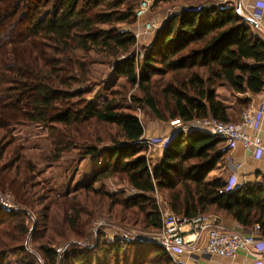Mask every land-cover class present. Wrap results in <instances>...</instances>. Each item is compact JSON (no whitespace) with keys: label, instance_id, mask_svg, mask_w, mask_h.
Wrapping results in <instances>:
<instances>
[{"label":"trees","instance_id":"trees-1","mask_svg":"<svg viewBox=\"0 0 264 264\" xmlns=\"http://www.w3.org/2000/svg\"><path fill=\"white\" fill-rule=\"evenodd\" d=\"M155 1L158 10L173 4L172 14L153 43L136 52L145 39L134 32L139 0H0V191L12 192L22 204L17 210L0 206V264H176L160 241L110 242L100 234L92 245L62 254L54 246L78 227L82 235L89 229L82 240L91 236L95 214L161 232L162 202L190 220L211 214L235 220L244 234L259 225L264 237L260 172L255 181L228 190L227 183L208 180L218 166L227 168L226 140L200 130L180 132L156 156L138 115L148 110L164 123L232 121L219 90L238 95L242 109L250 96L264 93V40L230 0ZM91 57L112 69L105 81L93 73ZM130 88L139 94L128 99ZM21 127L47 131L46 162L75 151L79 161L103 156L101 170L74 193L38 184L48 201L64 204L67 220L61 224L65 237L43 229L39 255L28 242L38 166L16 136ZM99 127L114 130L109 143L96 135ZM110 180L125 183L133 194L109 191ZM89 198L105 200L109 212L87 205ZM57 220L52 214L48 224Z\"/></svg>","mask_w":264,"mask_h":264},{"label":"rangeland","instance_id":"rangeland-1","mask_svg":"<svg viewBox=\"0 0 264 264\" xmlns=\"http://www.w3.org/2000/svg\"><path fill=\"white\" fill-rule=\"evenodd\" d=\"M215 1V0H213ZM218 1H228V0H218ZM233 3H237L236 0H230ZM155 1L154 3H156ZM198 2V1H196ZM181 2L175 3L180 4ZM33 1L29 5V11L31 12L33 9ZM187 5V4H184ZM154 7V4H153ZM152 7V10L149 14V20L153 23L154 29L148 30V34H146L145 39L141 40L139 43L138 48L136 49V52H141L143 50V46H150L157 34V32L160 30L161 26L167 21V18L172 14L170 9L173 7V4L167 6L165 10H158ZM178 10V9H177ZM28 11V10H27ZM145 20H143L144 22ZM144 27H141L142 31H145L142 29ZM139 31V30H138ZM19 50V49H18ZM17 50V51H18ZM80 57L83 58V54L80 53ZM91 67L94 69V74H99L101 77V80H104L107 78V76H111L112 69L110 67H106L105 65H101L97 62V59L94 57H91ZM95 91L99 90V86L94 87ZM130 91V94H128L129 98L131 99L132 95L139 94V90L137 88L134 89H128ZM221 94L229 97L228 92L221 91ZM126 103L132 104L130 100H125ZM235 99L231 101V103H234ZM134 103V102H133ZM236 103L239 105L238 98L236 100ZM139 117L144 123L145 129H157L161 130V126L170 125L171 122H160L158 121L155 116L148 110L139 111L138 112ZM151 125V126H150ZM98 126V125H94ZM185 128H182L178 130V132H190L191 130H184ZM96 132V135L104 136L105 142L109 143L111 141V136L114 135V130L105 128V127H99V129H93ZM172 130V129H171ZM15 133L17 138L22 143H26L29 147V155L30 157L35 161V163L38 166V172L36 174L37 179L35 183L37 184V189L35 190V194L33 196L36 198L35 204H34V213L32 214V224L30 225L33 234L28 237V242L31 243L32 248H34V253L39 255V252L37 250V245L39 244V240L44 237V231L43 229L48 228L49 231L53 232L55 236H63L65 237V232L62 228V222H65V218L63 217V212L65 206L62 202H52L48 201L46 197L43 195L42 188L38 185L39 183L43 184L45 187L52 191H58L62 194H71L74 193L75 189L78 187H82L83 185L88 184L93 176L98 173L103 165V156L102 157H91L84 159L82 161L77 160V154L78 152L75 151L72 154L64 157L60 162H46L43 158V154L49 151L50 149V143L46 140V134L47 131L42 127H21L16 128ZM166 134V133H165ZM168 134V133H167ZM161 144V143H160ZM227 171V168H225ZM224 169V170H225ZM223 170V171H224ZM211 175H214L212 172ZM222 176V172H221ZM101 185L98 183L96 184V188H100ZM128 186L125 183H120L119 180H110L107 184V189L111 192H115L121 189L127 190ZM129 194H133V190H127ZM14 201L15 204V210L21 208L22 204H20L19 200L14 196L12 192H1L0 191V199L1 200H7L11 202V198ZM85 203L89 205L90 207H94L96 210H102L104 213L109 212V204L105 200H101L99 198H89L84 199ZM1 206V205H0ZM163 212L164 214H172V211L168 209L165 204L162 202ZM53 214V217H56L58 220L56 224L51 223L48 224V219L51 218ZM97 215V216H96ZM175 215V214H174ZM207 216H217L222 218L220 215L211 214ZM206 216V217H207ZM94 219L90 220V235L87 236L86 239L82 240L83 237H85L88 234L89 229H85V234L82 235V232L84 229H81L80 227L77 228L75 235H70L69 238H60L54 243L55 248L59 250V252L62 254L66 251L72 250V249H80L82 247H87L92 245L93 239H96L97 236L100 234H104L108 240L111 242L115 240L116 238H130L132 240H146V241H156L157 237H160L159 231H146L141 230L138 227L132 226L127 223H119L109 215L106 214H95L92 216ZM68 219V218H67ZM67 223V222H66ZM30 224V222H29ZM71 225V223H69ZM89 228V227H88ZM186 230H188V227H186ZM35 235V237H34ZM37 240V243H35ZM37 244V245H36Z\"/></svg>","mask_w":264,"mask_h":264},{"label":"built area","instance_id":"built-area-1","mask_svg":"<svg viewBox=\"0 0 264 264\" xmlns=\"http://www.w3.org/2000/svg\"><path fill=\"white\" fill-rule=\"evenodd\" d=\"M154 2L155 0H139L136 11L137 23L134 27L138 40L144 38L148 30L154 29L153 23L149 20ZM255 9V18L264 28V0H256ZM141 27H144L145 31H142ZM250 98V104L242 109L240 116L230 122H222L212 117L192 124H184L181 120L171 122L174 133L182 128L194 129L226 140L228 153L225 161L227 169L232 174L227 182L228 190L239 186L242 179L245 164L238 159L240 145L246 153L264 154V130L258 126L264 120V99L262 95H253ZM168 137L169 134L160 136L161 145ZM146 144L151 150L155 148L154 145H159L149 138L146 139ZM259 172L264 178V160H260ZM10 200L11 202L0 199V205L4 209L15 210L14 201L12 198ZM163 220L164 227L156 241L164 245L176 264H189L191 259L198 264H212L208 260L213 258L233 260L242 257L246 261L256 263L264 260V237L259 225L255 226L251 233L244 234L227 230L222 224V219L217 216H200L190 220L173 213H165Z\"/></svg>","mask_w":264,"mask_h":264},{"label":"crops","instance_id":"crops-1","mask_svg":"<svg viewBox=\"0 0 264 264\" xmlns=\"http://www.w3.org/2000/svg\"><path fill=\"white\" fill-rule=\"evenodd\" d=\"M238 7L240 8V12L244 13L246 16L251 18L252 20L256 21V32L258 35L264 40V28L259 24L258 20L255 18L256 14V9H255V4L256 0H236ZM264 16V14H263ZM264 23V19H263ZM144 29V28H142ZM221 91H226L229 94V97H226L221 94ZM220 97L224 99V101L230 106V112L232 114V120L240 116V113L242 111V108L236 103L238 95H234L231 93L230 90L223 88L219 90ZM250 96V95H249ZM248 97V96H247ZM262 98L264 99V93L262 94ZM235 99L234 103L231 101ZM151 126V125H150ZM259 127H261L264 130V120L258 124ZM172 129V130H171ZM169 134V137L165 140L162 141V145L160 144V136L162 134ZM174 133V128L171 124L170 125H163L161 126V130L157 129H149L146 130V139H151L154 140L155 142L159 143V145H154L155 148L153 149V152L155 153L156 156L162 155L164 153L165 147L170 143L171 138ZM238 159L245 164L244 170L242 172V179L239 181V185H241L244 182L248 181H255L257 179L256 173L259 172V164L260 160H264V154L260 152H253V153H246L244 151V148L242 145H240V154L238 156ZM225 166H218L213 173L214 175H209L208 180L210 181H221L224 183H227L231 177V172L227 169H225ZM225 169V170H224ZM224 170V171H223ZM222 172V176H221ZM222 219V224L223 226L229 230V231H239V232H244L240 224L235 221V220H230V219ZM212 264H264V260H260V262H252V261H246L242 257L233 259V260H223L220 258H213L211 260ZM189 264H198L195 263L194 260H190L188 262Z\"/></svg>","mask_w":264,"mask_h":264},{"label":"water","instance_id":"water-1","mask_svg":"<svg viewBox=\"0 0 264 264\" xmlns=\"http://www.w3.org/2000/svg\"><path fill=\"white\" fill-rule=\"evenodd\" d=\"M251 22H252L254 25H256V21H255V20H252V19H251Z\"/></svg>","mask_w":264,"mask_h":264}]
</instances>
